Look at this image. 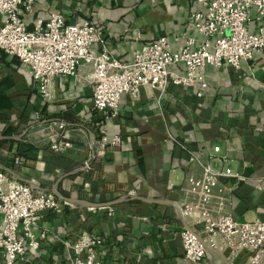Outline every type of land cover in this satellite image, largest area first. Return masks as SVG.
<instances>
[{
    "label": "crops",
    "instance_id": "0c3cea01",
    "mask_svg": "<svg viewBox=\"0 0 264 264\" xmlns=\"http://www.w3.org/2000/svg\"><path fill=\"white\" fill-rule=\"evenodd\" d=\"M200 7L196 0H33L24 21L33 29L53 12L68 22L89 20L102 38L92 47L127 62L161 36L170 50L188 38L197 46L204 37L190 16ZM169 69L183 73L181 64ZM91 72L82 63L75 76L53 77L51 97L43 100L28 67L0 50V169L35 193L112 202L92 208L69 201L41 213L38 244L24 264H66L69 243L84 230L102 236L98 257L105 262L184 264L180 231L190 223L178 208L190 199L187 178L199 176L201 165L223 174L227 212L264 221V51L239 68L206 66L201 96L199 84L169 82L163 93L145 85L137 96L122 94L114 114L93 108ZM54 119L71 137L61 154L49 150L45 127ZM101 136L119 142L92 157Z\"/></svg>",
    "mask_w": 264,
    "mask_h": 264
},
{
    "label": "built area",
    "instance_id": "2783aa9c",
    "mask_svg": "<svg viewBox=\"0 0 264 264\" xmlns=\"http://www.w3.org/2000/svg\"><path fill=\"white\" fill-rule=\"evenodd\" d=\"M200 9L191 13L193 30L204 39L194 45L188 38L178 50H170L164 36L137 50L130 61L122 62L103 49L101 31L89 20L68 22L57 12L43 23L28 29L24 21L33 0H0V50L17 57L28 67L43 100L51 97L53 77L75 76L82 64L92 66V103L96 110L115 113L122 94L137 96L148 85L160 93L169 82L191 87L199 84L197 95L206 87L203 70L222 65L239 68L241 60H252L264 51V0H196ZM181 64L183 73L170 71ZM49 150L61 154L71 148L66 123L50 120L45 127ZM119 137L94 142L92 157H102L106 146L118 144ZM191 161L194 157L190 158ZM21 163L20 157L14 164ZM89 168V160L84 162ZM199 176L187 178L189 200L179 204L190 223L180 231L184 264H215V255L204 243L224 254L229 264H264V221L237 220L226 211L227 198L219 179L223 174L201 165ZM70 204L51 191L33 192L25 182L0 169V255L2 264H24L29 247L38 244L35 226L40 214ZM43 233L39 236L43 237ZM102 236L84 230L69 243L66 264H111L98 257Z\"/></svg>",
    "mask_w": 264,
    "mask_h": 264
},
{
    "label": "water",
    "instance_id": "95a60500",
    "mask_svg": "<svg viewBox=\"0 0 264 264\" xmlns=\"http://www.w3.org/2000/svg\"><path fill=\"white\" fill-rule=\"evenodd\" d=\"M67 200H68V199H67ZM122 200H124V199H122ZM68 201H70L71 203H74V204H76V205L88 206V207H92V208H99V207H104V206H106V205H110V204H112V202H111V203H108V204H103V203H92V202H88V201L80 200V199H71V200L69 199ZM178 209H179V208H178ZM179 211H180V210H179ZM204 246L206 247V249H207L208 251H211V252H213L214 254H217L218 256H220V257L224 260V262H225L226 264H229L228 261H227V259H226V257L224 256L223 253H221L220 251L216 250L215 248L210 247V246L207 245L206 243H204Z\"/></svg>",
    "mask_w": 264,
    "mask_h": 264
},
{
    "label": "rangeland",
    "instance_id": "374dc122",
    "mask_svg": "<svg viewBox=\"0 0 264 264\" xmlns=\"http://www.w3.org/2000/svg\"><path fill=\"white\" fill-rule=\"evenodd\" d=\"M204 264H212V262L209 259H205ZM215 264H224L220 256H218L217 254L215 255Z\"/></svg>",
    "mask_w": 264,
    "mask_h": 264
}]
</instances>
